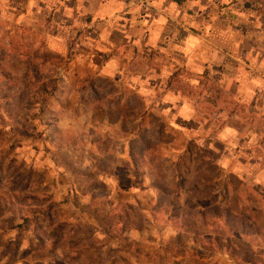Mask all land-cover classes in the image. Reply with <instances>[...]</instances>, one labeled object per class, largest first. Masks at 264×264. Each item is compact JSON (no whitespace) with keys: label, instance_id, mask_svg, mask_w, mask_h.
Returning <instances> with one entry per match:
<instances>
[{"label":"rangeland","instance_id":"374dc122","mask_svg":"<svg viewBox=\"0 0 264 264\" xmlns=\"http://www.w3.org/2000/svg\"><path fill=\"white\" fill-rule=\"evenodd\" d=\"M256 2L236 0L228 11L217 1L209 0L206 10L196 14L198 18L208 15L209 19H220L229 25V33L236 32L237 45L240 41L242 44L232 52V59L241 64L240 72L243 69L248 80L253 71L259 70L248 61L253 46L250 42L253 27L249 21L253 20ZM3 21L0 24V264H253L254 261L264 264V204L253 201V191L259 189L253 188V169L224 177L215 163L217 153L212 150L209 155L206 151L173 155L170 145L175 136L182 143L183 135L175 132L167 120L163 124L151 120L144 132V145L137 144L151 149L152 154L144 161L155 170L162 169L164 164L169 181L179 174L180 184L188 187V191L184 198L180 196L183 205L170 208L161 206L155 191L141 181H145L144 175L137 176L131 191L133 175L127 172L128 163L121 156L111 154L110 158L103 151L111 148L118 155L123 149L122 142L111 137L134 125L124 124L122 131L100 123L99 119L107 113L89 106V94L80 91L76 83L66 84L59 75L58 68L64 64L65 57L48 49L39 30L13 26L8 16ZM74 80L77 79L72 77L71 82ZM184 80L179 84L189 90ZM204 81L201 82L212 89L219 83L216 77ZM224 101L227 114L236 111L244 118L253 116V109L247 103L235 106L229 93ZM121 112L122 108L115 109L112 118ZM239 126L245 133L251 128ZM156 132L161 133V138ZM214 143L221 146L217 141ZM190 148L194 149V144ZM240 155L236 160L241 162L250 157L247 153ZM95 159L103 166L116 165L120 169L116 188L113 182L106 188L98 187L101 194H106V190L113 193L109 197L113 206L107 201L101 204L102 208L112 209L102 225L94 218L92 206L86 205L90 200L86 194L90 176L97 175L92 164ZM172 159H177L178 164L171 165ZM201 166H204L202 172ZM201 181H209L211 187L201 189ZM26 192L30 197L17 198ZM122 200L130 201L136 213L142 215L140 232L127 229V225L131 227L137 221L134 217L124 216L123 222L116 220L123 210L121 204H126ZM153 211L156 216L152 215ZM173 213L179 219L188 213V227L194 230L174 236L163 220ZM104 226L115 234L104 233ZM223 248L227 252L218 253Z\"/></svg>","mask_w":264,"mask_h":264},{"label":"crops","instance_id":"0c3cea01","mask_svg":"<svg viewBox=\"0 0 264 264\" xmlns=\"http://www.w3.org/2000/svg\"><path fill=\"white\" fill-rule=\"evenodd\" d=\"M208 1L0 0V24L8 16L13 26L39 30L48 49L65 57L64 64L58 68L64 82L76 83L80 91L91 97L89 106L107 113L102 119L98 118L100 123L111 130L122 131L124 124L134 125L123 134L111 137L122 142L123 149L118 155L110 151L111 148L103 151L110 158L121 156L128 163L127 172L133 175L131 191L137 176L144 175L145 181H141L155 191L156 200L163 194L155 169L144 161L152 153L149 147L143 146V140L151 120L155 124L167 120L171 128L184 137L182 143L178 141L179 136L174 137L170 145L173 155H193L196 151H206L209 155L212 150L217 153L215 163L224 177L228 173L253 169V188L259 187L253 191V201L257 205L264 204V194L261 195L264 193L263 0H255L258 2L253 4V20L249 21L253 27L250 41L253 46L248 61L253 68L259 67L249 80L242 73L243 69L240 72L241 64L232 59V52L242 44L240 41L237 45L236 32L229 33V25L220 19L196 16L206 10ZM215 1L230 11L236 0ZM72 77L77 80L71 82ZM210 77L219 81L216 89L202 83ZM182 79L189 90L179 84ZM227 93L235 106L247 103L253 109V116L244 118L236 111L227 114L224 101ZM117 108H122V112L112 118L111 112ZM236 124L251 128L245 133ZM157 135L160 137L161 133ZM216 141L221 146L216 147ZM138 143L143 147H138ZM191 144L194 149L190 148ZM97 153L101 155L99 150ZM240 153L250 157L245 162L238 161ZM137 159L140 162H136ZM97 161L92 164L98 182L105 188L113 182L116 188V165L106 167ZM175 163L178 164L177 159L170 161L171 165ZM203 168L201 166V172ZM162 173L161 180L168 182L172 197L181 205L180 196L185 197L188 187L180 184L179 174L169 181L164 164ZM208 182L201 181V189L211 187ZM106 194L113 195L107 190ZM181 218L183 220V216ZM165 223L174 236L182 231L189 233L168 219ZM224 252L227 249L218 251Z\"/></svg>","mask_w":264,"mask_h":264},{"label":"trees","instance_id":"16d2710c","mask_svg":"<svg viewBox=\"0 0 264 264\" xmlns=\"http://www.w3.org/2000/svg\"><path fill=\"white\" fill-rule=\"evenodd\" d=\"M149 156V155H148ZM151 161L154 162V159H152ZM103 167V166H101ZM120 172V169L117 170ZM94 172V171H93ZM117 172V174L119 173ZM155 174H156V177H157V183L159 184V189L161 190V192L163 193V195L161 194L159 197H158V202L161 204V206H167L168 208H170V206L172 205H176V201H175V198H173L172 194H171V187L170 185L168 184V182L166 180H161V177H162V169L160 170H155ZM119 176V175H117ZM90 180L91 182L89 183L90 185V188L89 190L86 192V194L88 195V197H90L89 199V202L86 203V205L88 206H92V209L94 210L92 213L94 215V218L99 222L100 225H102L103 221L105 219H107V216H111V210L112 209H109V208H102L101 207V204L104 202L107 201L108 204H111V199H109V196L107 194H101L98 192V187L99 185H102L103 184L101 182H98L97 180V175L96 173H94L93 175L90 176ZM85 195V196H87ZM27 197H30L28 195V193H21L18 195V199L20 200H23V199H26ZM122 207H123V210L120 211V214L116 217V220H119V221H122L123 222V218L124 216H126V218H129L130 216L134 217L137 221H133V225L128 226L127 225V229H140L142 230L143 229V225H140V218L142 217V215H139L136 213L133 205L131 204H121ZM110 206H113V202ZM101 212H104L105 214H101ZM156 211H153L152 212V215L153 216H156ZM216 212V211H215ZM217 214L218 211L216 212ZM174 215H171L172 217H168L167 219L172 223L174 224L176 227H179V228H182L183 230H194L192 227H188L189 224V217H188V213H185L183 215V220L182 218L179 219V215L177 213H173ZM112 215H114L112 213ZM202 220L205 221L204 219L206 218V216L204 217V215L202 214ZM164 217V216H163ZM157 219V218H155ZM163 220H166L165 218H163ZM141 223H143V221H141ZM133 226V227H132ZM111 227H113V225H111ZM103 232L104 233H107L108 235H112V234H115V233H112L111 230H110V227H106L104 226L103 228ZM122 232L124 233L125 232V227H123L122 229ZM116 237H118L117 235H115ZM120 236V235H119Z\"/></svg>","mask_w":264,"mask_h":264}]
</instances>
